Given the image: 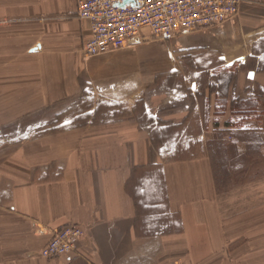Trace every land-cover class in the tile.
Returning <instances> with one entry per match:
<instances>
[{"label":"crops","instance_id":"1","mask_svg":"<svg viewBox=\"0 0 264 264\" xmlns=\"http://www.w3.org/2000/svg\"><path fill=\"white\" fill-rule=\"evenodd\" d=\"M77 9L78 0H0L6 84L13 80L19 97L29 89L26 74H44L50 83L41 87L38 79L32 97L50 100L52 90L60 92L54 99L80 97L86 122H102L38 134L42 127L0 131L7 142L0 143V264H217L226 239L204 149L219 128L253 124L264 138V0H241L238 16L223 30L164 44L151 39L129 50L155 47L170 64L162 71L183 76L182 84L144 104L137 97L144 84L135 83L142 75L146 83L151 71L124 70L120 79L103 73L90 89L82 52L89 24ZM123 79L127 87L119 90ZM99 104L116 106L111 120L98 113ZM123 110L133 113L114 116ZM19 112L5 111L0 125ZM66 225L82 230L74 248L61 257L41 256Z\"/></svg>","mask_w":264,"mask_h":264},{"label":"rangeland","instance_id":"2","mask_svg":"<svg viewBox=\"0 0 264 264\" xmlns=\"http://www.w3.org/2000/svg\"><path fill=\"white\" fill-rule=\"evenodd\" d=\"M219 29L223 30L224 26L219 27ZM219 29L216 28L209 31L215 32ZM175 38L172 40H175ZM153 39L158 40L162 44L169 41L162 37ZM136 46L97 57L86 58V62H88L86 67L89 68V72L92 74L90 75L92 81L90 89L97 86L98 81L94 78L102 77L103 73H105L104 77L111 78H116L118 77L117 75H120L118 77L120 79L127 77L122 75L124 70H128L129 75H135L133 74L136 73L135 69L142 73L151 71V76L148 77L150 79L146 83L143 79L144 75H142V79L138 83H135L144 84L142 93L137 94V97L141 96L139 98L141 102L138 103L137 101V103L141 104L143 102L144 104V101L155 100L157 94L161 91H166V88L171 89L182 84L183 76L180 72L171 71L170 73L162 71L163 68L168 70L170 64L165 59V56L161 57L159 55V49L151 46L148 51H145L146 53L140 50L130 54L129 50ZM151 58L153 59L151 60ZM46 62L49 64V61ZM230 70L233 71L234 68L232 67ZM111 73L115 74L111 75ZM224 76L232 79L230 74H225ZM9 77L12 76L10 75ZM41 77L38 78L37 75V79H32L31 76L26 74L24 80L27 82L29 89H21L20 95H23L18 97L13 90L16 85L12 83L14 81L12 80L6 84L5 79L0 74V83H5L9 86L7 89L0 88V98L4 100L3 105L0 106V117L5 111L11 113L20 111L13 115L14 117L10 116L8 118H14L13 121L0 125V131H4L7 134L21 131L27 132L34 128L36 129V127H42L41 129H36L38 130L36 134H38L41 131L47 133L51 130H65L72 126L85 127L102 123L96 117H93L92 122H86L87 104L85 101L82 102L80 97H74L69 101H64V98L54 99L60 93L54 90L48 92L50 100L45 97L38 99L32 97L33 91L30 89L37 86L38 79H40L41 87L50 83V80L44 74ZM80 77L81 75L78 76V81ZM125 79L118 82L119 90L127 87ZM2 89L4 90L2 91ZM189 90V92H193L191 87H189ZM7 93L14 94L16 97L8 99L6 97ZM115 108L116 106L111 108L101 107L99 104L98 113L102 116L101 112H104L105 118L111 120L110 118H112V112L116 110ZM161 108L163 109V107ZM133 112L118 111L117 113L114 112V116L118 115L116 118H122ZM154 120V118H150L149 123L151 121L154 122ZM106 121L108 120L104 122ZM34 133L35 131L31 134ZM0 143L7 142L0 139ZM204 150L207 152L206 156H208L212 168L218 199V210L224 223L223 230L225 231L224 236L226 239L224 249L216 255V263L220 264L221 260H226L229 264L231 262L232 264H264V138L261 129L253 126V124L249 125V127L237 126V128L227 130L223 128L216 129V133L206 140ZM222 254L225 255L224 259H221Z\"/></svg>","mask_w":264,"mask_h":264},{"label":"built area","instance_id":"3","mask_svg":"<svg viewBox=\"0 0 264 264\" xmlns=\"http://www.w3.org/2000/svg\"><path fill=\"white\" fill-rule=\"evenodd\" d=\"M241 0H78L77 15L89 24L82 52L97 57L162 37L209 31L233 21ZM82 230L66 225L54 231L41 256L68 254Z\"/></svg>","mask_w":264,"mask_h":264},{"label":"water","instance_id":"4","mask_svg":"<svg viewBox=\"0 0 264 264\" xmlns=\"http://www.w3.org/2000/svg\"><path fill=\"white\" fill-rule=\"evenodd\" d=\"M249 75H251V73Z\"/></svg>","mask_w":264,"mask_h":264}]
</instances>
